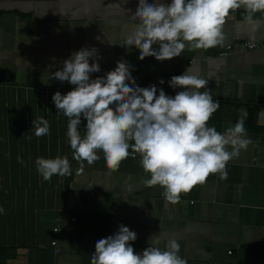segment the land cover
<instances>
[{
    "label": "crops",
    "instance_id": "crops-1",
    "mask_svg": "<svg viewBox=\"0 0 264 264\" xmlns=\"http://www.w3.org/2000/svg\"><path fill=\"white\" fill-rule=\"evenodd\" d=\"M137 7L138 0H0V136L7 138L0 143V264H91L96 242L120 225L137 234L131 242L136 253L159 235L154 246L175 239L188 264H264V30L248 39L240 9L227 19L223 47L140 60L139 49L122 46ZM82 48L97 49L101 71L91 79L124 61L136 85H155L170 96L182 90L169 86L171 77L189 69L208 80L200 91L219 101L208 126L223 133L247 113L244 126L253 143L228 163L226 180L210 175L177 204L164 199L160 186L143 183L149 177L138 154L112 171L98 151L101 158L93 166L85 161L79 171L68 118L52 101L57 91L64 95L75 86L51 77ZM37 117L49 121L50 135L35 136ZM56 156L68 157L72 175L44 181L35 160Z\"/></svg>",
    "mask_w": 264,
    "mask_h": 264
},
{
    "label": "clouds",
    "instance_id": "clouds-1",
    "mask_svg": "<svg viewBox=\"0 0 264 264\" xmlns=\"http://www.w3.org/2000/svg\"><path fill=\"white\" fill-rule=\"evenodd\" d=\"M240 9L244 10L248 39H255V34L264 30V0H138L131 17L134 30L122 46L139 49L140 60L155 57L157 61L179 57L186 49L223 47L227 19ZM157 44L158 50L153 48ZM98 59L97 49L82 48L63 61V69L51 77L75 86L64 95L57 91L52 101L57 114L62 112L68 118L67 137L79 171H83L85 161L93 166L101 158L98 151L112 171L119 170L131 154H138L149 177L143 183L160 186L164 199L177 204L182 193L204 185L210 175L219 174L226 180L228 163L253 143L244 126L247 113L223 133L208 126L220 104L210 91H200L206 89L208 80L189 69L171 77L169 86L182 90L170 96L155 85H136L124 61H118L105 76L91 79L90 74L101 71ZM82 118L86 120L83 136L79 131ZM32 129L37 138L50 135L49 121L44 117L35 118ZM17 161L25 163L22 157ZM35 165L44 181L54 175H72L67 156L38 157ZM136 239L135 232L120 225L116 233L96 242L91 264H188L179 255L180 245L175 239L161 248L154 246L160 244L159 235L153 236L142 253L132 247Z\"/></svg>",
    "mask_w": 264,
    "mask_h": 264
},
{
    "label": "built area",
    "instance_id": "built-area-1",
    "mask_svg": "<svg viewBox=\"0 0 264 264\" xmlns=\"http://www.w3.org/2000/svg\"><path fill=\"white\" fill-rule=\"evenodd\" d=\"M244 46L247 48V49H253L255 48V45L254 44H249V43H246L244 44ZM230 46H227L226 47V50L224 52L221 53V56H225L227 54V51L229 50ZM133 154H131L130 156H132ZM55 231H57L55 229ZM51 246L53 247V252L55 255H58L60 253V250L57 246V243H56V240H53L51 241Z\"/></svg>",
    "mask_w": 264,
    "mask_h": 264
},
{
    "label": "rangeland",
    "instance_id": "rangeland-1",
    "mask_svg": "<svg viewBox=\"0 0 264 264\" xmlns=\"http://www.w3.org/2000/svg\"><path fill=\"white\" fill-rule=\"evenodd\" d=\"M12 126V125H11ZM3 129H5L4 127H3V121H0V133H2L3 132ZM7 129V128H6ZM7 132V131H6ZM7 140V138L6 137H2V136H0V143L2 144V145H4L3 144V142H5ZM5 146L7 147V148H9L10 147V143L9 144H5ZM2 149H3V147H2Z\"/></svg>",
    "mask_w": 264,
    "mask_h": 264
},
{
    "label": "trees",
    "instance_id": "trees-1",
    "mask_svg": "<svg viewBox=\"0 0 264 264\" xmlns=\"http://www.w3.org/2000/svg\"><path fill=\"white\" fill-rule=\"evenodd\" d=\"M86 126V120L82 118V123L80 125L79 131L85 132L84 127Z\"/></svg>",
    "mask_w": 264,
    "mask_h": 264
}]
</instances>
